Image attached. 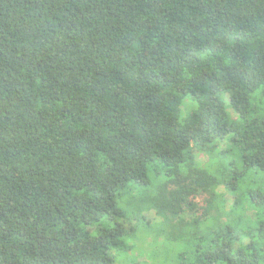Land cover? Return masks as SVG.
Listing matches in <instances>:
<instances>
[{"label": "trees", "instance_id": "obj_1", "mask_svg": "<svg viewBox=\"0 0 264 264\" xmlns=\"http://www.w3.org/2000/svg\"><path fill=\"white\" fill-rule=\"evenodd\" d=\"M226 141L245 158L224 180L192 149ZM252 167L264 0H0V264H116L151 210L170 249L155 264H264L254 237L203 230Z\"/></svg>", "mask_w": 264, "mask_h": 264}, {"label": "rangeland", "instance_id": "obj_2", "mask_svg": "<svg viewBox=\"0 0 264 264\" xmlns=\"http://www.w3.org/2000/svg\"><path fill=\"white\" fill-rule=\"evenodd\" d=\"M223 98L225 101H228L229 96L225 95ZM190 109V106L187 104L184 112L188 114ZM230 113L233 119L237 120V116L233 110H230ZM225 151L226 153L224 155L222 152ZM192 153L201 166L213 170L217 175L223 177L224 180L229 173V167L227 165L228 161L232 158H239V160L240 158H245L244 152L236 148L233 141H226L219 148L208 147L206 149L204 147L202 150L194 148L192 149ZM224 180L217 190L219 195L217 206L222 215L219 221L220 226L208 222L205 227L203 226V230L205 233H211L212 235L220 228L226 229V227L232 226L233 235L235 236V247L238 248L250 244L252 237H254L253 241L257 246L264 245V239H256L257 232L255 231L257 220L263 216L262 205H264V195L262 193L264 192V172H261L255 167L250 168L241 185L234 179L228 183H224ZM249 190H255L261 194L257 195L253 200V203H251L244 195L245 192ZM236 207L237 209H235ZM128 215L132 216L131 212H128ZM127 221L126 227L130 230L135 228L139 223L143 232V239H141L140 235L139 237L137 236V229L132 230L128 238L125 240V244L119 246L116 254V257L118 258L116 264L158 263V260L154 259L156 257L153 255L154 250L161 253L162 251L166 252V249H170L163 245L165 237L160 231L156 230L160 221L156 212L151 210L150 212L145 213V219L139 220L138 223L133 217L128 218ZM175 261L178 263L177 260ZM166 264H175V262L173 261L172 263H169L167 261Z\"/></svg>", "mask_w": 264, "mask_h": 264}]
</instances>
